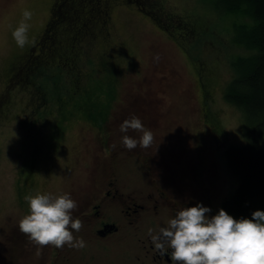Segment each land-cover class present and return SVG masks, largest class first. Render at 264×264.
<instances>
[{
  "label": "rangeland",
  "instance_id": "obj_1",
  "mask_svg": "<svg viewBox=\"0 0 264 264\" xmlns=\"http://www.w3.org/2000/svg\"><path fill=\"white\" fill-rule=\"evenodd\" d=\"M54 1L0 0V264L12 261L38 264L52 257L51 246L45 254L41 250L37 256L36 246L31 247L28 238L19 231V220L28 214L24 197L37 192L59 195L85 179L83 165L90 161L86 154H91L84 152L85 147L99 149L102 143L111 147L110 153L105 150L102 154L115 151L120 157L115 162L122 165L121 175L131 191L147 188L144 182L150 183L151 188V177L157 180L163 177V181L171 180L174 185L173 180L179 177L170 175L171 168H164L167 164L177 165L176 170L186 164H202L205 168L201 171L202 179L197 177L182 184L178 181L174 191L176 195H185L204 193L205 189L216 210L239 181L227 165L225 152L243 144V118L239 109L226 101L224 91L237 76L239 64L253 51L241 39L244 24L251 23L244 10L228 12L217 7L213 0H149L153 6L172 14L171 24L175 25L172 35L168 33L171 30L162 29L148 16L149 6L140 9L125 0H105V5L111 6L109 16L95 13L85 28L88 32L92 29L109 33L106 37L87 33L78 41L76 49L80 56L70 59L78 62L86 77L79 84L81 90L75 89L74 96L67 99L73 85L72 71L58 68L57 56L47 61L44 55L49 54L43 53L44 47L41 49L39 45ZM25 9L33 14L28 22L31 25L28 35L35 43L20 48L12 38V29ZM103 19L108 26L99 24ZM157 55L158 60L154 58ZM28 58L35 59L38 68L25 81L23 66ZM90 105L94 112H102L94 120L95 129L88 122L71 119L55 131L63 108L73 113L70 117H75L90 113ZM131 112L142 123L145 119H156L160 143L171 147L173 159L169 158L167 146L159 150L160 156L155 148H147L154 151L159 166H151L153 162L144 164L147 149L140 147L135 152L133 149L132 156L125 160L129 153L112 147L120 145L122 136L119 125L123 120L118 117H129L125 113ZM115 114L118 116L113 117ZM209 114L218 120H205ZM133 134L132 137L138 138V133ZM188 135L200 138L204 135L199 163L194 147L183 150L181 146L180 139L187 140ZM80 147L81 160L76 162V149ZM33 154L36 167L33 169L31 165L28 169L26 162ZM49 155H54L53 160L47 159ZM74 164H78V175L70 170ZM31 176L35 183L29 180ZM162 184L161 181L159 186ZM62 250L77 264L84 263L81 251L67 246Z\"/></svg>",
  "mask_w": 264,
  "mask_h": 264
},
{
  "label": "flooded vegetation",
  "instance_id": "obj_2",
  "mask_svg": "<svg viewBox=\"0 0 264 264\" xmlns=\"http://www.w3.org/2000/svg\"><path fill=\"white\" fill-rule=\"evenodd\" d=\"M125 114H128L129 117L120 115L118 118L124 120L130 118L135 113ZM92 116V114H77L75 117L70 118H66L67 116L62 118L60 116L57 124L58 128L55 126V131H59L62 128V124H65L66 121L71 119L82 121V123L88 122V125L95 129V121L92 119ZM117 116L118 114H115L113 117ZM209 119L207 117L205 120L209 121ZM155 123V118L145 119L143 122L144 126L154 133L155 140L152 147L157 150L155 153L160 156L161 152L159 150L167 146V153L170 155L169 158L173 159V154L169 152L172 150L171 147L160 143L157 134L158 127ZM133 133L129 130L127 134L134 136ZM95 139L97 142V137ZM180 142L183 150L192 147L195 148H192V150L198 154L199 158L197 159V163H199L201 160L200 156L203 152L204 135L201 138L188 135L187 140L181 138ZM119 144H115V146L121 151L123 150L129 153L124 158L127 160L132 156V152L131 150L125 149L121 140ZM107 146V144L102 143L99 148L100 150L97 146L95 149L84 148V152H91V154H86L90 161L83 165L85 179H80L81 181L77 182L76 185L73 183L69 190L66 191L78 205L77 209L73 212V217L79 218L83 222V227L80 232L74 233L75 235L79 234L86 242V247L78 250V252L81 251L84 255L85 261L83 264H171V260L167 254L160 255L154 250V246L147 235V229L153 228L155 230L159 227L166 226L168 219L173 218L178 210L183 207L194 206L197 203L211 209L207 214L209 217L216 214L218 211L216 210V205L213 204L210 194L205 189L204 193L199 194L197 191L185 195L183 193L176 195L174 191L178 181L182 184L186 180H188L186 182H189L197 177L201 178L203 173L201 171H205V168H202V164H186L181 168L179 167V170H176L177 165L167 164L164 168L168 170L171 168L170 175L177 174L179 177L177 179L175 177L173 180L174 185L170 183L171 180L168 182L163 181V177H159V180L151 177L150 179H153L151 188L148 187L150 183L146 184L144 182V186L148 189L139 188L136 190L137 192L131 191L130 186L121 175V173H124L121 169L122 165L115 162L120 157H117L115 151H112V153L114 152L113 154L106 156L102 154L105 150L109 151L112 149ZM49 148L51 149L52 147L49 145ZM139 148L137 146L134 152L139 150ZM76 150V162H78V159L81 160V150L83 149L80 147V149ZM147 155L144 164L153 162L155 164H151V166L160 165L156 164L158 157L154 156V151L147 149ZM53 156L49 155L47 159L53 160ZM35 160L36 158L33 154L28 159V169H30L31 165L33 169L36 167L34 165L36 164ZM77 165L74 164L70 170L72 173L78 175ZM165 178H167V175ZM29 180H33L32 182L35 183V178H32V176ZM161 181L163 184L159 186ZM178 189H181V186ZM219 209L221 208L219 207ZM30 245L31 247L35 246L32 243ZM52 248V257L46 258L44 262L38 264H77L62 250L63 248ZM46 250H48V247L42 249L43 254H45ZM104 257L109 258L105 260ZM104 261L108 262L104 263ZM12 262L11 264H18V261Z\"/></svg>",
  "mask_w": 264,
  "mask_h": 264
},
{
  "label": "trees",
  "instance_id": "obj_3",
  "mask_svg": "<svg viewBox=\"0 0 264 264\" xmlns=\"http://www.w3.org/2000/svg\"><path fill=\"white\" fill-rule=\"evenodd\" d=\"M125 2L140 9L149 6V10H146L148 16L154 19L162 29L171 30L168 33L175 34L172 31L175 25L171 24L173 16L166 13L163 7L153 6V2L149 0H125ZM213 3L228 12H237L242 9L251 21L250 24L242 25L240 34L241 39L245 40L244 42L253 51L249 58L240 61L237 76L228 83L224 91L226 101L238 108L242 114L245 140L243 144L232 146L225 152L227 165L239 181L233 193L221 203V208L234 218L251 219L253 211H264V0H213ZM110 7V4L105 5V0H55L52 4L49 19L41 34L45 33V35L42 36L43 38L40 35L42 43L39 45L41 49L44 47L43 53L49 54L44 55L47 61L57 56L58 68L67 67L72 71L73 85L72 89L68 90L67 99L74 96L75 89L81 90L82 86L79 84H83V79L86 77L85 73L83 75L86 71L78 66L77 61H72L70 58L77 54L80 56L76 49L78 41L83 40L87 33L106 37V33L109 32L102 33V30L92 32V29L88 32L85 26L95 13L104 12L109 16ZM98 22L103 23V27L108 26L106 19ZM98 22L96 21L97 25H99ZM89 27L90 25L87 28ZM34 60L28 58V61L24 63L25 81L37 72L38 66ZM46 60L41 61L40 64ZM100 62L104 69L103 61ZM65 100L64 98L62 101ZM74 105H77V102ZM90 111L86 114H92L93 120L102 114L101 111L94 112L91 105ZM71 114L73 113L69 109L64 108L60 112L62 118L65 116L69 118ZM208 116L212 120L215 118L212 114Z\"/></svg>",
  "mask_w": 264,
  "mask_h": 264
},
{
  "label": "clouds",
  "instance_id": "obj_4",
  "mask_svg": "<svg viewBox=\"0 0 264 264\" xmlns=\"http://www.w3.org/2000/svg\"><path fill=\"white\" fill-rule=\"evenodd\" d=\"M32 15L25 9L22 19L12 29V38L20 48L35 43L28 35ZM154 58L158 60L159 55ZM129 130L138 133V138L128 135ZM119 131L124 134L121 143L128 150L137 146L150 148L155 140L153 131L135 115L124 119ZM24 199L28 214L19 220L18 228L36 246L37 256L49 246L77 250L86 247L84 239L74 235L80 232L83 222L73 217L78 205L69 193L37 192ZM210 211L209 207L197 203L178 210L166 226L148 228L154 250L160 255L167 254L171 264H264V211H253L251 219H236L223 208L209 217Z\"/></svg>",
  "mask_w": 264,
  "mask_h": 264
}]
</instances>
